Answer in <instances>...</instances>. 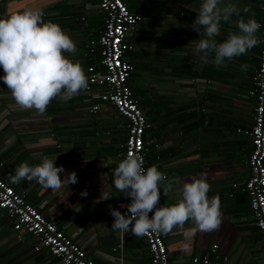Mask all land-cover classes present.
Masks as SVG:
<instances>
[{"label": "crops", "instance_id": "crops-1", "mask_svg": "<svg viewBox=\"0 0 264 264\" xmlns=\"http://www.w3.org/2000/svg\"><path fill=\"white\" fill-rule=\"evenodd\" d=\"M123 1L130 12L142 16L137 31L127 36L134 45L127 59L134 66L135 97L152 126L146 133V168L156 165L169 179L179 178L167 197L161 190L160 206L176 203L183 184L202 172L211 185L209 198L219 195L221 201L219 230L192 234L175 227L162 234L170 264H195L193 258L206 254L213 244L229 264H264V238L243 191L250 177V139L237 133L252 124L255 100L248 90L259 61V44L245 55L226 59L222 66L212 63L214 54L202 64L194 49L203 37L191 25L203 0ZM227 4L239 8L240 16L221 21L217 43L224 42L230 31L238 32L235 22L240 17L247 21L254 13L258 22L262 17L261 0H223L222 6ZM246 6L251 8L247 14ZM25 10L42 11L45 22L58 23L70 34L77 51L64 55L80 61L86 76L89 66H99L98 51L87 48L103 27L93 0H14L1 7L0 19ZM4 74L0 67V77ZM94 104L100 109L91 113ZM126 136L127 120L84 90L66 103L53 99L40 114L18 105L0 80V178L98 264H151L141 236L111 228L110 206L117 209L115 202L125 197L112 184V173L123 160ZM42 155L57 156L56 166L65 169L61 179L75 171L78 182L57 190L36 180L10 182L9 176L22 162L35 166ZM107 185L112 197L101 200ZM85 190L88 195L82 196ZM192 227L191 221L186 222L185 229ZM34 243L27 234L18 241L0 210V264H62L45 250L35 252Z\"/></svg>", "mask_w": 264, "mask_h": 264}, {"label": "clouds", "instance_id": "clouds-1", "mask_svg": "<svg viewBox=\"0 0 264 264\" xmlns=\"http://www.w3.org/2000/svg\"><path fill=\"white\" fill-rule=\"evenodd\" d=\"M222 5L223 0H203L191 25L203 37L196 42L194 49L202 64L209 63V57L214 54L212 63L222 66L226 59L245 55L261 42L257 32L262 25L253 13L247 21L240 17L235 22L238 32L230 31L224 42L217 43L215 37L220 34L221 21L228 22L233 14L240 16L241 12L233 4ZM250 11V7L243 8L245 14ZM76 51V43L70 34L58 23L45 22L40 10H25L0 19V67L5 73L0 80L17 104L25 109L35 108L43 114L53 99L66 103L87 89L88 77L81 62H73L64 55L66 52L75 54ZM247 67L242 65L243 70ZM40 159L41 162L35 166L22 162L15 169V174L9 176L10 182L18 184L22 180H36L51 190L78 182L75 171L61 179L60 174L65 169L56 166L57 156L42 155ZM112 176L115 188L131 198L130 204L120 205L127 209V214L110 206V214L114 217L113 230L130 231L134 237H140L149 233L166 235L179 227L195 234L219 230L222 224L220 197L209 198L211 185L206 172H202L199 178L193 177L191 182H185L181 198L165 206H160L161 190L167 197L173 191V185L179 183V178L169 179L156 165L145 168L140 154L129 153L113 170ZM81 195L87 196L88 193L85 190ZM111 197L107 185L100 199ZM188 221L193 224L191 229H185Z\"/></svg>", "mask_w": 264, "mask_h": 264}, {"label": "built area", "instance_id": "built-area-1", "mask_svg": "<svg viewBox=\"0 0 264 264\" xmlns=\"http://www.w3.org/2000/svg\"><path fill=\"white\" fill-rule=\"evenodd\" d=\"M14 0H0L7 6ZM104 14L103 29L97 40L88 44L91 52L100 54L99 66L87 68L88 87L84 90L90 98H98L109 104L119 115L127 120V137L122 145V158L129 153L140 154L144 158L148 142L146 133L152 127L142 111L138 99L134 96L128 79L134 66L128 61L127 54L134 51V45L127 39L137 31L142 16L129 11L123 0H93ZM262 27L259 30V64L253 77V89L249 95L255 100L251 126L238 128L237 133L251 141L248 156L250 177L244 184L243 191L249 199V208L253 213L255 227L264 238V0H261ZM83 20V19H82ZM100 109L99 104L90 107L91 113ZM130 197H123L115 202V207L127 214V209L120 207L130 204ZM0 210L9 218L18 241H23L24 234L31 236L35 243L33 250H45L62 264H98L88 257L85 250L73 241L64 230L47 219L37 208L29 204L24 195L11 184L0 178ZM147 245L151 264H170L167 246L161 233H149L141 236ZM195 264H229L226 257L218 252L213 244L204 255L194 257Z\"/></svg>", "mask_w": 264, "mask_h": 264}, {"label": "trees", "instance_id": "trees-1", "mask_svg": "<svg viewBox=\"0 0 264 264\" xmlns=\"http://www.w3.org/2000/svg\"><path fill=\"white\" fill-rule=\"evenodd\" d=\"M95 4H96V2H94ZM128 9H129V7H128ZM130 10V9H129ZM101 14H102V25L104 24V14L101 12ZM260 20H262V17H260ZM259 20V21H260ZM103 29V27L101 28V30ZM100 35V34H99ZM99 35H98V37H99ZM259 47V46H258ZM259 50H260V47H259ZM98 55H97V58H98V61H99V59H100V54H99V52L97 53ZM129 54H127V56H128ZM126 56V57H127ZM258 64H259V62H257L256 64H255V69L257 70V67H258ZM128 84H129V86H130V88H131V90H132V92L134 93V96H135V86H134V79H133V76L131 77V75H130V77H129V79H128ZM251 89H253V77H252V82H251V86H250V89L248 90V91H250ZM127 137V136H126ZM250 144H251V141H250ZM251 151V150H250Z\"/></svg>", "mask_w": 264, "mask_h": 264}]
</instances>
